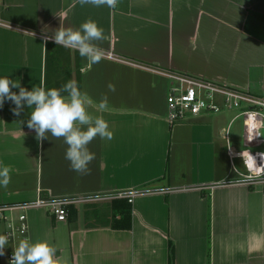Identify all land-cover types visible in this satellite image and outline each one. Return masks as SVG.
<instances>
[{
    "label": "crops",
    "instance_id": "crops-1",
    "mask_svg": "<svg viewBox=\"0 0 264 264\" xmlns=\"http://www.w3.org/2000/svg\"><path fill=\"white\" fill-rule=\"evenodd\" d=\"M89 19L104 30L98 47L121 60L105 55L88 69L77 51L45 43L61 24L79 29ZM133 63L262 94L264 0H119L115 9L79 0H0V78L28 90L75 78L94 102L107 94L110 111L90 112L114 133L88 145L95 159L90 174L81 175L65 158L63 138L48 133L38 142L27 127L31 110L17 117L5 100L0 167H10L11 182L0 187V205L144 190L132 202L131 229L107 226L112 199H96L74 203L76 212L63 221L46 208L29 209V237L49 241L67 264H168L169 240L174 264H238V254L247 255L242 264H261L264 188L228 182L237 175L228 144L243 145V127L241 144L234 131L237 112L171 124V80ZM4 229L0 224V234Z\"/></svg>",
    "mask_w": 264,
    "mask_h": 264
},
{
    "label": "clouds",
    "instance_id": "clouds-1",
    "mask_svg": "<svg viewBox=\"0 0 264 264\" xmlns=\"http://www.w3.org/2000/svg\"><path fill=\"white\" fill-rule=\"evenodd\" d=\"M81 5L91 4L96 7L107 6L115 9L119 0H79ZM103 28L89 19L82 23L79 29L64 27L62 24L52 35H45V43L49 40L56 45L75 50L87 60V68L91 69L105 56L104 50L98 47L96 41L105 39ZM84 72V68L81 69ZM108 90L115 92V84L109 82ZM19 89L18 92L13 89ZM5 100L11 101L15 107L12 112L19 117L25 107L30 109L27 127L36 132V139L42 143L48 139V133L54 138H63L67 145L65 158L70 161L73 171L90 174L89 164L95 159V153L88 145L99 136L101 139L112 140L114 133L109 123L102 115H93L90 109L103 113L110 111L107 94L96 103L87 92L81 91L75 78L68 80L59 88L48 89L41 82L32 90L21 86L20 81L9 77L0 78V108ZM23 124L24 121L21 120ZM9 166L0 167V187L7 188L11 182ZM14 236V234H13ZM9 236L0 234V256L5 254ZM9 264H67L57 256V248L47 240L31 241L20 239L13 245V255Z\"/></svg>",
    "mask_w": 264,
    "mask_h": 264
},
{
    "label": "built area",
    "instance_id": "built-area-1",
    "mask_svg": "<svg viewBox=\"0 0 264 264\" xmlns=\"http://www.w3.org/2000/svg\"><path fill=\"white\" fill-rule=\"evenodd\" d=\"M105 55L121 60L119 55L112 52H107ZM133 64L148 68L171 80L167 95V118L171 124L204 113L235 110L237 112L235 118L242 117L243 119V147L238 150L228 144L227 153L232 168L237 174L236 179L228 182L264 188V150L257 148L264 146V81L262 82V94H258L176 70L150 67L139 63ZM225 138L229 140L228 133ZM237 158L241 159L243 170L236 166L235 159ZM142 193L144 190L130 189L111 195L86 198L41 196L30 202L0 205V224L5 225L4 234L9 236L3 257L9 264L13 255V245L20 239H30L27 216L29 209L46 208L57 220L63 221L68 217V206L76 202L114 198H127L133 202L135 197ZM261 264H264V261Z\"/></svg>",
    "mask_w": 264,
    "mask_h": 264
},
{
    "label": "trees",
    "instance_id": "trees-1",
    "mask_svg": "<svg viewBox=\"0 0 264 264\" xmlns=\"http://www.w3.org/2000/svg\"><path fill=\"white\" fill-rule=\"evenodd\" d=\"M79 82V88H80ZM44 197V196H43ZM110 209L112 211V217L106 222L107 226L114 229H131L132 227V215L133 204L127 198H114L110 202ZM76 212L75 206H68V216ZM119 215V217H117ZM169 254L168 264H174L175 258V246L171 240L168 243Z\"/></svg>",
    "mask_w": 264,
    "mask_h": 264
},
{
    "label": "rangeland",
    "instance_id": "rangeland-1",
    "mask_svg": "<svg viewBox=\"0 0 264 264\" xmlns=\"http://www.w3.org/2000/svg\"><path fill=\"white\" fill-rule=\"evenodd\" d=\"M236 126V127H235ZM235 128H234V131L236 130V133L239 134L238 135V139H239V143L241 144V132H242V127H243V119L242 117H238L237 118V121L235 123ZM243 147L242 146H239L238 147V150H240L241 148ZM259 150H264V146L262 147H257ZM235 163H236V166L243 170V165L241 163V159L237 158L235 159ZM233 179H236V177H234ZM246 259H247V255H243V254H238L235 258V262L238 263V264H242V263H245L246 262ZM0 264H8L6 259L3 257V256H0Z\"/></svg>",
    "mask_w": 264,
    "mask_h": 264
}]
</instances>
